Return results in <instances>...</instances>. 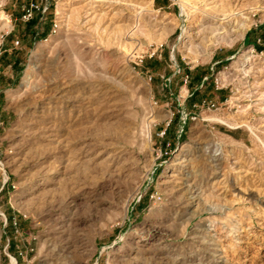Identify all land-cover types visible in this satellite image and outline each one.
<instances>
[{"label": "rangeland", "instance_id": "obj_1", "mask_svg": "<svg viewBox=\"0 0 264 264\" xmlns=\"http://www.w3.org/2000/svg\"><path fill=\"white\" fill-rule=\"evenodd\" d=\"M182 2L0 0V264H264V0Z\"/></svg>", "mask_w": 264, "mask_h": 264}, {"label": "bare ground", "instance_id": "obj_2", "mask_svg": "<svg viewBox=\"0 0 264 264\" xmlns=\"http://www.w3.org/2000/svg\"><path fill=\"white\" fill-rule=\"evenodd\" d=\"M187 1H190V0H187ZM187 2H184V0H183V2L181 3V5H182V9H183V11H186V9H187V4H186ZM190 3V2H189ZM188 3V4H189ZM188 7H190V6H188ZM233 7V6H232ZM217 9V8H216ZM234 9V8H233ZM189 10H191V9H189ZM220 10H222L221 12H223V15L225 16L223 19L225 20V19H227V18H229L233 13L231 12V11H233L232 10V8H231V4H230V2H228V3H226V4H224L223 6H222V8L220 9ZM229 11V13H227ZM235 11V10H234ZM218 12H219V10H218ZM2 13V12H1ZM186 13V12H185ZM188 13V12H187ZM190 13V12H189ZM6 17H8V16H6ZM6 18L5 17H1L0 18V20H5ZM10 20V19H9ZM9 20H7V22L9 21ZM214 22V21H213ZM226 24L227 23H225V22H221L220 23V25H218V26H216L214 29H224V31L223 32H219L218 34H216V36H215V38H216V41H217V43H222V42H227L228 41V39H229V37H228V30H227V27H226ZM9 26V25H8ZM141 28V27H140ZM193 29H189L187 32H189L188 34H189V36H191L192 34H193V31H192ZM131 31H133V30H131ZM141 31H143V30H141ZM144 32V31H143ZM133 34H136V32L134 31L133 32ZM132 34V35H133ZM149 35V34H148ZM130 37H132V36H130ZM134 37V36H133ZM132 42V41H131ZM126 44V43H125ZM117 78V77H116ZM75 81H76V79H74ZM78 81V80H77ZM61 82V81H60ZM78 82H80V81H78ZM89 82V81H88ZM87 82V83H88ZM66 83V82H65ZM67 83H69V82H67ZM64 84V83H63ZM78 84V83H77ZM96 84V83H95ZM94 84V85H95ZM85 85H86V83H85ZM92 85H93V83H92ZM91 85V86H92ZM150 85V84H149ZM61 86V85H60ZM69 86V85H68ZM79 86V85H78ZM76 87V86H75ZM80 87V86H79ZM81 87H82V85H81ZM93 87V86H92ZM97 87V86H96ZM58 88V87H57ZM60 88V87H59ZM62 88V87H61ZM64 88V87H63ZM86 88H88V87H86V86H84L83 87V89H84V91H83V93H88L89 92V90L88 89H86ZM90 88V87H89ZM75 89L76 88H74V87H71L70 88V94H68V93H62L61 94V96L59 97V98H62L61 99V101H60V104L62 103V105H63V102H69V103H71L72 105H74V103H76L77 104V102H79V103H81V101H82V97H83V99L84 98H86L85 96H81V98L79 97V96H77L76 94L75 95H73V92L75 91ZM79 89V88H78ZM91 89V88H90ZM57 90V89H56ZM92 90V89H91ZM101 90V89H100ZM65 91V90H64ZM69 91V90H68ZM67 91V92H68ZM56 92V91H55ZM54 92V93H55ZM60 92V91H59ZM62 92V91H61ZM75 93V92H74ZM81 95V94H80ZM88 95V99H91V101H94V103L95 102H97L98 101V90L97 89H95V87L93 88V90L91 91V92H89V94H87ZM56 97H58V96H56ZM80 98V99H79ZM57 100V99H56ZM86 101V100H85ZM76 106V105H75ZM63 110H65V109H63ZM70 111V110H69ZM72 113V112H71ZM69 116H71V115H69ZM214 119V118H213ZM233 119V118H232ZM235 119V118H234ZM215 120H220V121H222V122H225V123H227V124H231V125H235V124H238L239 122H236V121H231L230 119H224V118H215ZM50 121V120H49ZM75 122V121H74ZM53 126H54V124H53ZM72 126V125H71ZM74 126V125H73ZM61 127H62V125H61ZM66 127V126H65ZM64 127V128H65ZM32 128V127H31ZM64 130V129H63ZM69 130V129H68ZM35 132V131H34ZM70 132V131H69ZM67 134H69L68 133V131L66 132ZM53 134H55V133H53ZM59 134V133H58ZM71 134V133H70ZM52 135V134H51ZM58 136V135H57ZM150 137H151V134L149 133L148 134V138L150 139ZM41 139V138H40ZM66 140H68L67 138H66ZM79 141V140H78ZM71 142V141H70ZM71 143H73V142H71ZM75 144V143H74ZM79 144H80V142H79ZM70 145V144H69ZM88 145V144H87ZM72 146H74V145H72ZM76 146V145H75ZM74 146V147H75ZM91 149V148H90ZM82 151V150H81ZM60 152V151H59ZM71 153V152H70ZM70 153H69V155H70ZM87 154V153H86ZM68 155V154H67ZM73 155V154H72ZM75 156V155H74ZM68 158H71V157H69L68 156ZM67 158V159H68ZM85 158V157H84ZM70 160V159H69ZM66 161V160H65ZM70 162V161H69ZM80 162V161H79ZM72 163V162H71ZM71 166V165H70ZM183 170V169H182ZM170 183H171V181H170ZM175 185V184H174ZM190 185V184H189ZM198 186V185H197ZM175 187V186H174ZM189 189H191V186H189ZM186 197V196H185ZM195 196L194 195H191L190 197H189V199H187L186 198V200L188 201L187 203H188V205L190 204V202H191V200H193V198H194ZM176 198V197H175ZM173 199V198H172ZM183 200V199H182ZM174 201V200H173ZM79 202V201H78ZM195 202H197V201H195ZM199 202V201H198ZM186 203V204H187ZM182 205V204H181ZM142 256V255H141ZM13 262H14V264H15V262H16V259H14L13 260Z\"/></svg>", "mask_w": 264, "mask_h": 264}, {"label": "trees", "instance_id": "obj_3", "mask_svg": "<svg viewBox=\"0 0 264 264\" xmlns=\"http://www.w3.org/2000/svg\"><path fill=\"white\" fill-rule=\"evenodd\" d=\"M35 20H36L35 17H33L31 20H29V24H30V29H29V31H30L31 33L33 32L32 26L34 25ZM48 31H49V28L47 27V28L44 29L43 34H44V35L47 34ZM255 33H256V37H255L254 41L257 42V40L259 39L260 41H263V43H264V25L262 26V31H261V32H255ZM258 47H259V48H262V47L259 46V45H258ZM206 84H207V82H205V83L203 84V86L206 85ZM196 93H197V91H193V93H192V97H193ZM9 219H10L11 223H13V216H12V215L9 216ZM10 248H12V250L15 252V249H16L15 244H13V245L10 244Z\"/></svg>", "mask_w": 264, "mask_h": 264}, {"label": "built area", "instance_id": "obj_4", "mask_svg": "<svg viewBox=\"0 0 264 264\" xmlns=\"http://www.w3.org/2000/svg\"><path fill=\"white\" fill-rule=\"evenodd\" d=\"M36 9H38V10H40V6L38 5V4H36V3H30V5L28 6V7H26V8H24V11H25V13H24V15H23V17L26 19V20H31L34 16V11L36 10ZM46 8H44L43 9V11L45 10ZM42 11V10H41ZM20 43V41H16V44L18 45ZM189 78H190V75L188 74L187 76H186V79H185V81H186V86L188 85V81H189ZM206 81H203L202 82V85L205 83ZM165 133V132H164ZM15 224H17V221H15L14 222ZM16 259V258H15ZM16 264H17V259H16Z\"/></svg>", "mask_w": 264, "mask_h": 264}, {"label": "crops", "instance_id": "obj_5", "mask_svg": "<svg viewBox=\"0 0 264 264\" xmlns=\"http://www.w3.org/2000/svg\"><path fill=\"white\" fill-rule=\"evenodd\" d=\"M45 29V28H44ZM44 31V30H43ZM33 32H34V30H33ZM32 32V33H33ZM39 31H36V35H39ZM43 33V32H42ZM17 60H19V58L18 57H16L14 60H12V61H8L7 63H6V65H5V69H11L12 70V72H13V74L12 75H10V77H8V83H7V85H10V83L11 82H13V81H15L16 80V78L14 77L15 76V72H16V69L18 68V61ZM0 72H3V70H1V67H0ZM17 73V72H16Z\"/></svg>", "mask_w": 264, "mask_h": 264}]
</instances>
